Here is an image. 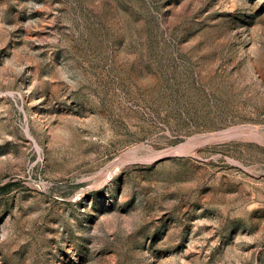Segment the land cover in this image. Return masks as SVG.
<instances>
[{
  "label": "rangeland",
  "instance_id": "374dc122",
  "mask_svg": "<svg viewBox=\"0 0 264 264\" xmlns=\"http://www.w3.org/2000/svg\"><path fill=\"white\" fill-rule=\"evenodd\" d=\"M0 264H264V0H0Z\"/></svg>",
  "mask_w": 264,
  "mask_h": 264
}]
</instances>
